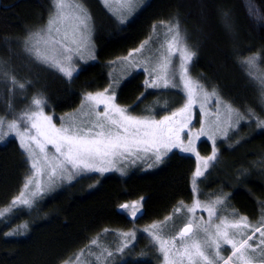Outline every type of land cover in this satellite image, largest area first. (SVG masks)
I'll list each match as a JSON object with an SVG mask.
<instances>
[{"label":"trees","instance_id":"1","mask_svg":"<svg viewBox=\"0 0 264 264\" xmlns=\"http://www.w3.org/2000/svg\"><path fill=\"white\" fill-rule=\"evenodd\" d=\"M82 4L90 16L93 59L78 61L76 73L66 78L37 65L19 43L45 26L52 0H0V63L9 66V78L0 75V118L14 120L33 97L42 95L45 112L57 124L59 117L77 110L88 93L105 89L114 91L117 104L132 114L159 118L172 113L184 103L181 92L147 87L142 70L117 76L113 68L178 22L197 53L191 76L206 89H216L221 100L245 118L247 111L259 115L254 125L264 120L262 111L257 112L263 104L256 79L264 71V0H146L123 23L100 0ZM257 56L249 75L241 62ZM165 103L169 106L163 107ZM246 135L231 150L220 147L218 157L224 166H212L203 190L209 189L211 200L214 186L222 182L223 190L214 193L223 200L219 215L231 221L246 217L252 227H264V128ZM200 151L210 154L207 142H201ZM195 168L193 158L174 151L152 170L79 176L37 198L31 208L13 207L32 170L18 142L6 138L0 141V212L6 213L0 219V264H158L155 248L145 246L149 235L144 229L191 204ZM133 202L140 204V211L129 217L120 206ZM126 233L133 237L130 244L122 239ZM120 247L123 252L117 251ZM104 249L114 255H101Z\"/></svg>","mask_w":264,"mask_h":264},{"label":"snow or ice","instance_id":"2","mask_svg":"<svg viewBox=\"0 0 264 264\" xmlns=\"http://www.w3.org/2000/svg\"><path fill=\"white\" fill-rule=\"evenodd\" d=\"M138 4L142 6L143 0H127L128 11L134 14V11L138 10L136 7ZM52 5L53 13L46 28L29 37L25 42V51L37 65L71 78L73 53H78L88 43L90 16L84 9L82 0H52ZM161 24L163 25V22ZM164 37L165 41L156 49L154 57L148 58L149 62L154 58L156 64L150 71L145 69L152 77L145 81V84L150 88L177 89L185 96L186 102L171 115H165L162 119L133 115L129 109L116 103L114 91L110 93V89H105L95 94L88 93L84 97L88 111L82 113L78 119L61 123L59 127L53 123L52 116L45 114L44 108L47 102L42 95L33 97L29 109L19 117L25 122L24 131L20 130L17 120H12L7 123L8 133H5L3 131L5 121L0 118V141L9 133L18 135L22 149L32 161L31 168L35 170V174L28 177L24 183V189L27 190L35 181V190L28 194L31 198H26V192L22 191L12 201L13 207L31 208L34 203L32 198L44 192L40 182L35 180L36 175L42 174L41 162L50 170L49 180L54 184L56 179H64L65 174L67 180L71 182L75 176L84 173L103 174L111 171L112 168L108 165L113 164L116 159L127 160L129 157L144 159L150 154L156 163H160L163 157L175 148H179L182 152L190 150L182 148L180 144L179 133L186 124L178 122L175 118L188 113L199 97L205 102H208L210 97H218V91L216 89L211 92L206 91L204 85L191 76L190 66L197 53L187 44L178 22L167 26ZM142 48L143 45L134 51L139 52ZM258 59V56L249 57L241 62L248 67L249 75H252V69ZM256 79L259 81L260 103L264 104V75ZM16 83L13 80V84ZM18 86L21 90L26 87L24 83H19ZM216 103H220L219 98ZM101 106H103L102 110H97ZM225 107L229 116L236 111L230 105ZM237 115L239 116L238 112ZM257 123L258 127L264 128V120H259ZM30 130H35V134H31ZM48 146H51L55 153L51 159ZM213 160H215V150L204 160V167L207 168L208 162ZM202 175L203 172L198 167L195 176ZM222 204L223 200L220 198L211 205H201L197 200L193 207L187 208V212L194 213L200 208L208 213V222L194 224L188 219L184 227L170 238L161 234L162 224L151 226V230H160L157 232L144 229L152 236L153 247L158 244V258L162 259L163 264H185V262L186 264H232L234 258L240 264H253L254 260L258 261V264H264V227H252L246 217H240L233 222L219 218V223L214 225L215 231H210L212 217L217 216L215 206ZM120 207L122 209L131 207L133 217L140 211L138 202H133L131 206L124 204ZM11 210L10 208L7 211ZM176 211L179 212L180 209ZM5 215V212H0V219ZM171 219L172 217L166 218L163 224L166 225L167 220ZM261 223L264 224V220ZM249 229L251 234H248ZM257 233L259 239L256 238ZM14 234L16 233H9V235ZM96 243L97 241H92V244ZM222 245L230 246L231 254L226 258L221 256V251L224 250ZM124 247L118 248L117 251L123 252ZM249 250L252 255L249 254ZM257 250H259L258 256L255 255ZM104 253H107V257L114 255L107 249H104L101 255Z\"/></svg>","mask_w":264,"mask_h":264},{"label":"rangeland","instance_id":"3","mask_svg":"<svg viewBox=\"0 0 264 264\" xmlns=\"http://www.w3.org/2000/svg\"><path fill=\"white\" fill-rule=\"evenodd\" d=\"M145 1L146 0H143V3ZM100 2L107 9V11H109L113 16H115L119 21H122V20L125 21L126 19H128L130 16L133 15L132 12L128 11L127 0H100ZM140 6L141 5H139V4L136 5L137 8H139ZM135 12L136 11H134V13ZM52 13H53V10H52ZM48 21H47V23H48ZM47 23L45 24V26H43L39 30L32 32L31 34H28V36L25 39H23V41L19 42L20 47L22 46V49L25 50V42L29 39V37L35 33L42 32L46 28ZM88 23H89V32H88L87 46L82 47L78 53H73V59H72L73 75L78 70V65H77L78 61L80 63L81 62L87 63L93 59V50L94 49H93V43H92L90 20L88 21ZM166 31L167 30H164V31H162V33H157L156 35H153V38L143 45V48L141 51H139V52L133 51V52H131L132 55H130V53H129L127 56H125L118 63L117 67L113 68V75H117V76L121 75V74L128 75V74L133 73L137 70H142L146 73L147 80L152 79V77L149 76V72L145 71V69H148L150 71L155 66L156 60L153 58V60L151 62H149L148 58L154 57V54L156 53V49L159 48L160 45L164 43V41H165L164 33ZM165 47H166V45H165ZM140 48L141 47H139L138 49H140ZM175 60H176V58L174 57V62H175ZM8 70H9V66L7 63H5V64L0 63V75H2L1 77L6 78ZM262 75H264V71L260 75H258L257 77L262 76ZM7 78H9V77H7ZM8 84H9V87H10V85H12L10 83H8ZM205 90L208 92L212 91V90H208L206 88H205ZM259 93H260V91H259ZM93 94H95V93H93ZM10 95L11 94H9V98L12 97V95L11 96ZM218 98L220 100L219 104L216 103ZM260 98H261V95H260ZM185 102H186V98L184 99V103ZM30 105H31V102L23 110V112L21 114L19 113L14 118V120H17V123H18L21 131H24V129H25V122L21 121L19 119V117L25 112L26 109H29ZM82 105H84L83 108H82ZM225 105H229V104L222 101L221 97L219 95H218V97H210L208 102H205L202 97H199L197 99V102L192 106V108L189 110L188 113H186L184 116H178L175 118L178 122L186 124V126L183 127V130L180 131V133H179L180 144H181L182 148H189L190 150L187 152H182L179 148H175L172 150V152L175 151L179 155L188 156V157L193 158L195 161V165H196L195 172H196L197 168L199 167L201 172H203V175L200 177H196L195 172H194V175H193L194 184H192V190H193V196H194L193 198L194 199L192 200L191 204L178 207L180 209V211L177 212L175 210V212H174L175 214L172 215L171 220H167L166 225L163 224V222H165L166 219L162 223H157V224H162L163 231L161 232V234L163 236H165L166 238H170L172 235H175L176 233H178L179 229L184 227V224L187 222L188 219H191L194 222V224L195 223L206 224L208 222L209 216H208V213L206 211H203L202 209L197 208L194 213H189V212H187V208L193 207L197 200L201 203V205H211V204H213V202L215 200H217V198H219V197H217L218 195L214 194V193H220V191L223 190L224 187H223L222 182L219 184L217 183V185L214 186V188L212 190L213 193H211L212 194L211 200L209 199L210 198L209 197V189L204 191L203 187H205V186H207V184H209V176L208 177H206V176L209 174V170L212 168V166L215 163L220 165V167L224 166L225 161L219 160L220 158L218 157L219 156L218 151H219L220 147L223 146V147L231 150L234 148V146L236 144L244 142L247 139L246 137L248 135H246V133H251V132L253 133V131H255V129H261V127H258L257 122L255 123V125L252 123V122H255V121H253V119L259 115L254 114L252 111H247V113H249V114H246L245 116L247 118H245L242 114H239V116H238L237 112H239V111H237L235 109L236 111L233 112L229 116ZM164 106H169V103H165L163 105V107ZM102 107L103 106H101L100 109H97V110H102ZM257 110H258L257 112L259 114L261 113V111L264 114V104L262 105V109L259 108ZM87 111H88V106L85 105V101L83 100L81 105L79 106V108L77 110H75L74 112H72L68 115L59 117V123H57V124L55 123L54 118H53V123H55L57 125V127H59L61 125V123H67L73 119H78L82 115V113H85ZM44 112H45V109H44ZM45 114L48 116H52L51 114H48L46 112H45ZM133 115H135V114H133ZM167 115H171V113L167 114ZM140 117H142V116H140ZM249 117H250V119H249ZM150 118H155V117H150ZM162 118H163V116H161L159 118H155V119H162ZM4 121H5V125L3 127V131L5 133H8L7 123L11 122L12 120L4 119ZM28 128L30 129V125H28ZM30 131H31V134H35V130H30ZM9 137L14 138L18 142L19 146L21 147L20 137L18 135L14 134V133H9L5 136V138L3 140H5L6 138H9ZM203 141L207 142L208 145L210 146V149H211L210 154L207 156L202 155L201 151H200V144ZM32 146H33V148H35L34 144ZM205 148L206 147H204V148L202 147V149H205ZM21 149H22V147H21ZM214 150H215V160L209 161L208 167L205 168L204 167V160L207 157L211 156L213 154ZM36 151L39 152L38 149H36ZM24 153H25V155L29 161V165L31 168L32 161L28 158V154L25 151H24ZM48 153H49L50 159L55 154L54 149L51 146H48ZM141 155H143V154H141ZM149 165H151V167H149ZM158 165H159V163H156L154 160V157H152L150 154L144 159H135L133 157H129L127 160L116 159L113 164L108 165L109 167L112 168L111 171L105 172L103 174L96 173V172H88V173H84L83 175L75 176V178H77L79 176H86V175H92V174L107 175V174H111V173L112 174L116 173L119 175H125L126 173L131 172V171L152 170V169L156 168ZM40 167L42 168V174L36 175L35 180L40 182L41 187L44 189V192L41 195H39L35 198H32V199H34V201L37 198H39V197H41L47 193H51V192L59 189L60 187L70 183L66 178L67 174H65L64 179H56L55 183L51 184L50 180H49V175H48L50 170L47 168L46 165H44L43 162H41ZM31 170H32L31 176H33L35 174V170L32 168H31ZM213 171H215V170H213ZM213 177H215V178H213L215 180L217 178V174L213 175ZM74 179H72V181H74ZM34 185H35V181H34L33 185H30L27 190H25V189L22 190V191L26 192V198H31L28 194L35 190ZM132 204H130V206ZM138 206L140 209L139 203H138ZM215 207L217 209V216L212 217V225L210 226V231H212V232L215 231L214 225L219 223V218H226L225 216L219 215L218 205H216ZM132 211H133V209L131 207H129L128 209L125 210V213L129 217H133L131 214ZM227 221L233 222L229 219H227ZM151 226L152 225L148 226L145 229L151 230ZM254 227H255V225H254ZM151 231L157 232L160 230H151ZM247 231H248V234H251L250 229ZM145 233L147 235H149L146 238L145 246H147V247L152 246L153 247L154 241L152 239V236L147 232H145ZM201 235H203V233H201ZM256 238L259 239V234ZM122 239L127 244H130L133 240V237L131 234L126 233V234H124V237ZM237 239H240V237H237ZM154 248L157 252V254L155 256V258H157V263L163 264L162 259L158 258L159 257L158 244ZM222 249H224L221 251L222 257L226 258L228 255L231 254L230 246H223L222 245ZM249 254L252 255L250 250H249ZM255 255H257V256L259 255V250H257V253ZM185 264H186V262H185ZM232 264H240V262L236 261L234 258L232 261ZM253 264H258V261L254 260Z\"/></svg>","mask_w":264,"mask_h":264},{"label":"flooded vegetation","instance_id":"4","mask_svg":"<svg viewBox=\"0 0 264 264\" xmlns=\"http://www.w3.org/2000/svg\"><path fill=\"white\" fill-rule=\"evenodd\" d=\"M139 213V212H138Z\"/></svg>","mask_w":264,"mask_h":264}]
</instances>
